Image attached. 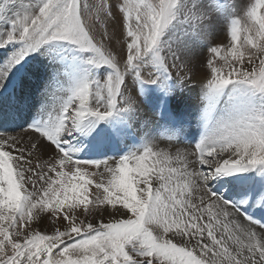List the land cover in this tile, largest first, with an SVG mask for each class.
<instances>
[{"label":"snow or ice","instance_id":"obj_1","mask_svg":"<svg viewBox=\"0 0 264 264\" xmlns=\"http://www.w3.org/2000/svg\"><path fill=\"white\" fill-rule=\"evenodd\" d=\"M236 9L234 0H0V48L19 45L0 66V88L45 45L53 62L65 48L88 53L94 70L41 119L0 127V264H264V221L246 209L264 208V187L238 201L213 190L224 174L264 181V105L245 99L264 97V0L243 17ZM188 85L205 115L229 86L240 91L195 144L184 142L179 106L167 107ZM142 106L158 119L141 120ZM7 107L0 93V119L15 118ZM85 126L92 147L139 133L145 142L80 160L72 139Z\"/></svg>","mask_w":264,"mask_h":264},{"label":"bare ground","instance_id":"obj_2","mask_svg":"<svg viewBox=\"0 0 264 264\" xmlns=\"http://www.w3.org/2000/svg\"><path fill=\"white\" fill-rule=\"evenodd\" d=\"M3 25L7 26V22L4 23ZM198 55L203 57L205 55L204 50L200 49ZM29 63H30V59L23 60V62H22L23 66H24L23 71L15 74L16 79L14 78L15 75L9 76L10 72H8L7 80L5 81V87L0 88V93L3 94L6 101L8 98H12L13 102L16 103V102H20L23 99L24 104L30 105V104H33L31 102V100L33 98L32 95H34L35 93H38V91L40 90L41 93L38 96L40 97L41 94L43 93L44 99H41L40 102L38 101L37 98L35 100L36 101L35 104H37V105L39 104V107H37L35 114H34V110L32 111V114H31L32 121L35 122V121L41 119L43 116L47 115V112H50L53 108L57 107L59 105V103L63 99L66 98V96L69 94L70 88L72 87L76 78L72 79V74L62 73L61 76L60 75L56 76L54 74V69H58L61 71V68L66 67V66H64V65H66V62L61 61L60 62L61 64L56 62L57 64L53 63L50 65V67L47 68V74L42 77V78H45V83L43 82V84H42L41 83L42 82L41 81V79H42L41 74L38 73L39 75L35 74L32 76V74L34 72L25 70L26 65ZM73 74H74V72H73ZM29 77H31V78L33 77V80L31 83L29 82ZM54 78H55V81H54ZM46 89H47V92H46ZM191 89H193V88H191ZM191 89L188 90L184 87L183 88L177 87L176 90L174 91L175 94H173L171 97L169 96L167 98V99H170L171 103H173V106L178 105L184 115L188 114V117L190 115L189 111L191 110V108L187 106L189 104L192 105L193 108L199 112V115H200L199 120L197 122H195L194 124H192V126L190 127V129L188 131V133L192 131L193 134H195L194 132H196L198 135H192L190 139L189 138L185 139L186 141H184V142L187 144L197 143L206 134L205 132L211 131L217 125L216 124V114L222 110H223L224 114H230L232 112L234 106H235L236 100L238 99L237 98V99L233 100L230 98V95H232V93H233V89L229 87L227 93L223 97H221V100L217 103L216 107L211 111V113H208L207 115H205L204 114V106L200 109V106L203 104V102L201 100V94H200L199 87H195L194 91H192ZM7 94H9V96H6ZM153 95L158 96L159 94L157 92L153 91ZM249 96L250 95H246L245 99H249ZM140 98L144 99L143 97H140ZM159 107L160 108L163 107V101H161V104ZM185 108H187V110H185ZM45 109L47 111H44ZM19 110L21 113H24L23 112L24 110H22L21 108H19ZM158 110H159V108H158ZM6 111L14 112V111H18V110L15 107H13V105H12V107H7ZM16 114H17V112H16ZM155 119H158V117L151 116L148 113L147 108L142 106L141 120H155ZM5 123L9 124L10 120L7 119ZM99 126L100 125H97V127H99ZM108 126H109V124H108ZM188 126H190V125H188ZM86 130H87V127L85 126L84 133H79L80 136L82 134V136L84 137L82 144L84 146H88L87 144H89V147H92V146H90L91 143L88 142V140H86V136H85ZM139 135L142 139V142H140L141 143L140 146H141L145 142V138L143 137L142 133H139ZM129 138H130V141H129ZM132 138L133 137L130 136V137L124 139L122 142H111V143H108L105 145H107L108 147L115 146L118 148V150L120 149L119 151H121L123 148L131 145ZM136 148H138V147H133V150ZM97 151H98V149H96V152ZM86 156L90 157L92 155H86ZM251 172H250V174H251ZM245 173H247V172L234 173V175H236V177L237 176L240 177V176L244 175ZM87 178L88 177H86V179ZM221 184L223 186H225L226 182L221 181ZM226 187H227V185H226ZM252 212H254V211H252Z\"/></svg>","mask_w":264,"mask_h":264},{"label":"rangeland","instance_id":"obj_3","mask_svg":"<svg viewBox=\"0 0 264 264\" xmlns=\"http://www.w3.org/2000/svg\"><path fill=\"white\" fill-rule=\"evenodd\" d=\"M234 2H235V4H236V6H237V14L239 15V16H241V17H243V16H245V14H246V11H247V9L249 8V6L250 5H252L253 3H255V0H234ZM246 2V3H245ZM244 5V6H243ZM14 10H18V8L17 9H14ZM4 23H6V22H4ZM4 23H0V30H4V29H6L7 27H8V24H7V26H4L3 24ZM171 34V33H170ZM217 36L218 37H220V39H223V36H224V30H223V24H221V26L218 28V31H217ZM165 39H167V37H165ZM13 47H15V48H18L19 47V45H12ZM8 47V53H10L11 52V48H10V45L9 46H7ZM49 47H51V45H45L43 48H41L39 51H37V52H34V56H35V59L33 58V56H28V57H25V59L24 60H26V59H30V63L29 64H33V62H35V65H34V67H33V65H32V69H28L27 68V66H26V69L25 70H28V71H32V72H34L33 74H32V76L33 75H35V74H41V78L44 76V75H46L47 74V68L48 67H50V65L51 64H53V63H55V64H57V63H60V61L62 60V57L61 58H59V59H57V60H59V61H55V62H53L52 60H50V58H49V56H47V55H41V52H44L47 48H49ZM69 50H71L72 48H68ZM203 50H204V56H206L207 58H211V53L210 52H207V49L206 48H203ZM64 52V51H63ZM62 52V53H63ZM62 53H61V55H62ZM86 54V57H87V55H88V53H85ZM9 57V56H8ZM8 57H7V60H8ZM38 57V58H37ZM22 62L23 61H21L20 63H19V66H22L23 64H22ZM57 62V63H56ZM5 64V62L2 64V66ZM61 64V63H60ZM44 65V66H43ZM46 65V66H45ZM66 65H68V63H66ZM66 65H64V66H66ZM1 66V65H0ZM14 68V69H13ZM12 69H11V71H10V75L9 76H13V75H15V74H12L15 70H16V68H17V65H15L14 67H13ZM24 68V67H23ZM66 67H64V68H61V70H64ZM45 69V70H44ZM69 69V68H68ZM68 69H65V70H68ZM70 70H72V69H69L68 71L70 72ZM86 70H88V72L89 71H92V69L90 68V67H86ZM40 71V72H39ZM46 71V72H45ZM60 71V70H59ZM73 71H77V69L75 68V70H73ZM38 74V75H39ZM65 74H69L68 72H66ZM76 72H74V74L72 73V79L74 78H78L76 75ZM56 76L57 75H59V73L58 74H55ZM55 77V76H54ZM56 78V77H55ZM55 78H54V81H55ZM28 79V78H27ZM32 80H33V77L31 78V77H29V82L31 83L32 82ZM44 80V81H43ZM41 83L43 84V82L45 83V78H42L41 79ZM193 87H195V86H193V85H189V86H187V87H184V88H186V89H188V90H190L191 88H193ZM40 91V90H39ZM38 91V93H35L34 95H32L33 96V98H32V100H31V102L32 103H36V98L38 99V101L40 102V100L41 99H44L43 98V93L41 94V96L39 97L38 95H40V93H41V91L39 92ZM6 96H9V94H7ZM34 97H35V100H34ZM240 97V91L238 90V89H233V93H232V95H230V98L231 99H237V98H239ZM264 100V99H263ZM253 102L254 101H251L250 103L251 104H253ZM34 104H30V106H34ZM262 105H264V103L263 104H261L260 106H262ZM29 106V105H28ZM188 107H190L191 108V110L189 111L190 112V115H189V117H188V114H185L184 116H185V118H186V120L188 121V125H190V126H188V127H186V132L188 133V131H189V129H190V127L192 126V124H194L195 122H197L198 120H199V112L198 111H196V109H194L193 108V106L192 105H187ZM204 105L202 104L201 106H200V109L203 107ZM37 107H39V104L37 105V104H35V108H34V114H35V111H36V109H37ZM258 107V106H257ZM185 110H187V108H185ZM223 113V114H222ZM197 114V115H196ZM229 114H224V112H223V110L222 111H220V112H218L217 114H216V124L220 121V120H222L223 118H226L227 116H228ZM116 119H119V117H117ZM190 123V124H189ZM187 136L185 135V138H186ZM185 138H184V140H185ZM186 141V140H185ZM82 148H84V145H83V147ZM251 172V171H250ZM234 174H224L223 175V178H221V179H224V180H226L227 178V176H229V177H232ZM236 176V175H235ZM226 178V179H225ZM218 181H219V179L218 180H216L215 182H214V185L213 186H216L217 184H218ZM220 187H223V185L221 184V182L219 183V185H218V187H214V188H220ZM245 192H248V191H244L243 193H245ZM244 195V194H243ZM250 203H252V201L250 202Z\"/></svg>","mask_w":264,"mask_h":264}]
</instances>
